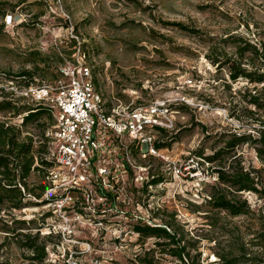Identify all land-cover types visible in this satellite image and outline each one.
<instances>
[{"label":"rangeland","instance_id":"1","mask_svg":"<svg viewBox=\"0 0 264 264\" xmlns=\"http://www.w3.org/2000/svg\"><path fill=\"white\" fill-rule=\"evenodd\" d=\"M137 1L140 7L133 0H24L4 17L0 84L21 94L23 81L11 80L4 73L14 74L29 67L25 55L29 50L51 56L50 76L62 62L72 59L75 46L79 45L86 53L85 62L91 68L95 88L107 103H155L168 108L173 127L162 135L166 140L169 136L175 138L161 150L166 158L155 156L144 161L149 170L160 172L164 181L141 195L133 193L140 184L128 180L112 204L92 193L82 203V213L77 206L60 210L54 202L28 206L18 213L27 219L35 218V225L41 226L40 235L49 230L56 232H52L54 244H48V257L72 264H127L134 253L142 252L153 242V238L138 240L131 230L133 221L140 218L147 223H161L162 216L173 213L178 226L200 237L204 264H215L209 248L228 235L206 223L204 214L213 211L204 196L214 179L207 164H196L191 152L201 145L200 124L210 134L228 129L240 131V123L229 116L239 105L224 85L231 83L227 72H216L204 57L206 46L202 38L163 27L160 22L181 21L209 34L238 32L255 42L261 41L264 48L263 0ZM37 78L34 85L39 84ZM243 86L252 84L239 79L231 83V90L234 93ZM258 88L264 93V84H258ZM27 100L34 99L28 96ZM14 121L18 122V117ZM43 122L47 124V120ZM24 132L40 135L33 124L27 125ZM155 136L161 137L156 133ZM212 142V138L204 142L206 152ZM239 151L246 166L260 167L251 146L245 144ZM133 160L140 165L136 158ZM176 167L180 173L174 172ZM30 181L38 178L32 176ZM244 196L251 207L261 205L255 194L245 192ZM47 210H51V215L43 219ZM220 215L221 223L238 227L244 235L257 228L251 215ZM6 255L19 263V251L14 245Z\"/></svg>","mask_w":264,"mask_h":264},{"label":"trees","instance_id":"2","mask_svg":"<svg viewBox=\"0 0 264 264\" xmlns=\"http://www.w3.org/2000/svg\"><path fill=\"white\" fill-rule=\"evenodd\" d=\"M23 1L0 0V38L5 34L4 17ZM133 2L141 6L137 0ZM160 23L163 27H173L201 37L206 46L204 57L215 67L216 72L225 70L231 83L245 79L252 84V87L243 86L233 93L231 83L224 82L231 99H235L239 105V109L234 113L230 111L229 116L240 123L241 130L228 129L210 134L207 127L200 124L203 133L201 145L191 153L196 164L201 167L207 164L214 179L209 185L208 194L204 196L209 210L213 211L204 214L206 223L221 228L228 235L225 240L214 241L215 238H208L214 241L209 249L215 256V264H264V93L262 88H258V84H264L263 43L255 42L248 35L238 32L209 34L181 21L161 20ZM72 41L75 42L74 39ZM25 55L29 67L14 74L4 73L11 80L23 81V88L34 85L38 76V85L51 82L49 80L53 82L60 76L59 67L54 74L48 75L51 56L37 49H31ZM56 57H60L59 54ZM27 98V95L16 94L0 84V264H72L51 261L48 257V244H54L53 231L40 235L41 226L35 225L36 219H27L18 213L25 207L45 204L53 199L43 197L48 188V182L45 181L46 168L52 166V162L46 160L43 153L48 142L46 131L53 124L54 118L49 106ZM16 117L18 122L14 121ZM43 120H47V124ZM32 124L40 133L39 136L24 132V128ZM157 130L161 137L155 141V147H169L175 136H169L166 140L162 134L167 135L168 131ZM210 138L213 142L209 152H206L204 142ZM245 144L254 150L260 167L245 165L239 151ZM132 153L137 162L146 167L144 161L155 157L149 155L141 158L134 143ZM129 171L131 174L132 171ZM147 174V181L134 188V194H148L149 185L156 186L164 181L160 172H152L147 168ZM32 176L38 178V181H30ZM96 189L111 204L115 201V193L98 187ZM245 192L255 194L261 205L251 207L244 196ZM79 209L82 213V208ZM222 212L231 217L251 215L257 221V228L249 230L246 236L238 227L229 228L221 223ZM50 215L51 210H47L42 218ZM161 221L153 224L140 218L133 221L131 230L138 235V240L153 238V242L142 252L134 253L127 264H204L200 237L190 235L183 226H178L173 213L162 216ZM11 245L19 251V263H14L6 255Z\"/></svg>","mask_w":264,"mask_h":264},{"label":"built area","instance_id":"3","mask_svg":"<svg viewBox=\"0 0 264 264\" xmlns=\"http://www.w3.org/2000/svg\"><path fill=\"white\" fill-rule=\"evenodd\" d=\"M85 58V51L75 46L72 59L59 66L57 79L31 85L21 92L51 109L54 122L46 131L48 142L43 157L52 166L46 168L48 188L43 197L53 198L47 203L54 202L64 211L82 208L92 193L105 199L96 187L115 193L117 198L126 181L140 185L147 181V167L133 160V143L142 158H166L161 153L166 147L154 145L159 140L155 133L157 129L170 131L173 127L167 107L155 103H107L95 88ZM174 172L180 173V168H174Z\"/></svg>","mask_w":264,"mask_h":264}]
</instances>
